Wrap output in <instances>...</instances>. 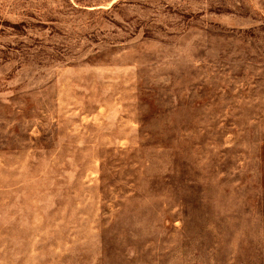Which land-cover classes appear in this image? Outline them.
<instances>
[{"label":"rangeland","instance_id":"rangeland-1","mask_svg":"<svg viewBox=\"0 0 264 264\" xmlns=\"http://www.w3.org/2000/svg\"><path fill=\"white\" fill-rule=\"evenodd\" d=\"M0 264H264V0H0Z\"/></svg>","mask_w":264,"mask_h":264}]
</instances>
